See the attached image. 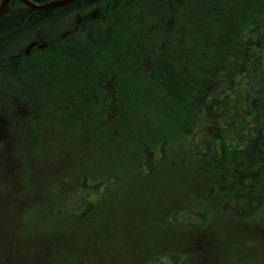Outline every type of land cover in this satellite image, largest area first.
Here are the masks:
<instances>
[{"label":"bare ground","instance_id":"1","mask_svg":"<svg viewBox=\"0 0 264 264\" xmlns=\"http://www.w3.org/2000/svg\"><path fill=\"white\" fill-rule=\"evenodd\" d=\"M34 1L32 5H35ZM47 1L59 3L36 11L58 10L62 12V19L72 20L73 29L66 28L47 41L39 38L32 55L7 65L9 73L16 75V79L37 75L39 86L44 90V94L32 96V89H18L13 94L14 98L26 104L40 101L53 91L55 80L61 78L53 99L72 101L75 110L87 121L92 118L96 107L124 108L125 116L116 113L100 120L103 123L107 121L105 124L110 129L124 128L140 140L138 127L127 125L133 121L129 116L131 111L152 103L153 107L162 109L160 119H165V127L172 129L179 105L183 120L176 126H179L184 153L203 158L204 171L220 160L222 174L213 178V187H219L225 196L241 200L239 205L245 210L264 205V0H223L226 5L218 7H212L211 0L159 3L108 0V4H103L102 0L91 3L80 0L77 4V0L36 2L42 5ZM13 3L16 10L11 8ZM6 12L30 14L22 5L12 1L7 3L2 15ZM164 12L167 14L163 15ZM34 14L39 18L29 22L32 30L36 31L38 24L51 23L40 14ZM28 17L32 19V16ZM86 19L90 21L89 26ZM77 23L97 31L101 39L91 40L76 27ZM160 23L163 26L159 29ZM65 30L67 33L63 34ZM119 30L134 35L131 45L127 46L124 41L105 45L116 39ZM148 35L155 39L152 51L145 50L143 44L138 43L140 37ZM226 40H236L239 51L222 49ZM187 43L200 45V49L184 60L181 56ZM214 45L220 48L216 49ZM71 46L79 50V56L73 62L67 60L73 53ZM56 49L61 56L55 54L53 57L60 59L63 56L66 60L59 65L57 61L46 65L40 61L43 56L56 53ZM231 53L234 59L238 55L236 60L242 59L251 69V74L258 77L246 78L245 72L236 68V61L231 60ZM170 56L173 58L169 61ZM112 61L115 62V70L109 68ZM90 65L96 67L99 78L85 79ZM224 78H232L235 84L226 83L222 80ZM73 87L76 90L71 93ZM250 92L255 97L249 101V107L242 108ZM206 93L212 94V98L205 99ZM255 111L253 117L252 112ZM238 121H247L250 132L246 133L245 129L234 132L233 125ZM212 125L215 129L208 134ZM158 132L159 127L150 130L148 140ZM223 133L227 135L225 140L220 139ZM204 142L210 148L205 152L200 151ZM165 143H161L160 148L165 147ZM157 162L160 160L154 163ZM224 169L228 170L227 174L223 173Z\"/></svg>","mask_w":264,"mask_h":264},{"label":"rangeland","instance_id":"2","mask_svg":"<svg viewBox=\"0 0 264 264\" xmlns=\"http://www.w3.org/2000/svg\"><path fill=\"white\" fill-rule=\"evenodd\" d=\"M210 3L212 7L226 5L223 0H211ZM11 8L16 10L14 3ZM50 21L37 25V35L43 41L57 36L66 28L73 29L71 19L56 18ZM85 22L90 25L89 19ZM76 27H86L85 35L90 37L91 28L83 24H76ZM29 32L24 31L18 39H23ZM66 33L67 30L63 34ZM148 37L149 50L152 51L155 39L153 35ZM116 38L118 40L106 42L105 45H117L121 41L128 45L133 34L119 30ZM20 43L24 44L23 40ZM7 48L9 46H4L0 51H6ZM199 49L200 45L183 47L188 52V58ZM55 54L49 58L50 62L57 61L59 65L62 60H66L63 56L54 58ZM3 57L4 53H0V58ZM172 58L170 56L167 60ZM109 68L116 69L114 61L109 64ZM92 70L95 73L96 68L92 67ZM31 78L32 81L37 80L33 75ZM61 80H55L53 85H59ZM72 90H76V87ZM56 95L57 90L52 94L50 109L65 100L53 99ZM161 110L148 102L129 113L133 121L127 125L138 127L140 140L124 128L110 129L106 125L107 121L103 123L100 120L112 115L109 107L94 108L92 118L88 121L82 114L73 117L70 109H66L61 116L57 112L62 123L49 122L43 125L44 134L36 143L37 147L25 148L30 154L26 158V166L21 153L24 148L17 153L27 170L28 179L24 181L27 182L28 191L32 192L28 206L20 214V230H24L25 234L31 230L32 235L46 234L51 239L62 237L65 250L61 246L51 250L48 260L52 264H147L143 251L154 248L157 244L156 234L162 227L173 231L172 227L183 228L191 221V228L195 230L203 226L212 227L220 240V252L213 259L210 257L199 264H264V249L260 243L257 245L251 237L246 240L237 237L233 230L237 229V223L255 224L264 230V205L247 213L234 211V207L239 210L238 203L230 204L231 209L224 201L222 190L213 187V178L221 173L220 160L212 163L211 169L202 171L196 158L186 155L182 149L179 126H176L183 120L179 105L172 129L165 127V119H160ZM71 120L76 124L72 125ZM245 122L242 121V124ZM85 127L89 128L88 138L83 142L79 133ZM155 127H159L158 135L148 140L150 130ZM161 143H165V147L160 148ZM202 146L209 148L207 145ZM155 160L160 162L154 163ZM149 168L152 169L149 171ZM31 171L32 179L29 176ZM80 178H85L91 184L84 187L82 183L79 186ZM199 180L201 182L197 183ZM1 183L7 185L4 181ZM175 184L197 185L198 190L188 197L192 204L186 199H177L181 192ZM113 191L118 195L115 201H111ZM168 209V213L164 214ZM80 214L84 215L80 217ZM168 215L176 218L174 222L168 219ZM169 236L170 232L161 234L163 240ZM177 251H174L176 256H172L182 260L186 252L182 249Z\"/></svg>","mask_w":264,"mask_h":264},{"label":"trees","instance_id":"3","mask_svg":"<svg viewBox=\"0 0 264 264\" xmlns=\"http://www.w3.org/2000/svg\"><path fill=\"white\" fill-rule=\"evenodd\" d=\"M35 1H38V0H35ZM91 1L94 2L95 0L94 1L93 0H85V3L86 2H90L91 3ZM144 1H151L152 3H159V2H162V1L164 2V1H167V0H144ZM173 1H175V0H173ZM78 2H80V0H77L75 3L77 4ZM85 5H87V4H85ZM82 6H84V5H82ZM74 7L78 8V7H81V6H74ZM27 11L30 14H24V13H18V12H10V13L6 12L0 17V50L4 46H5V48L8 47L10 45V43L14 39L18 38L22 34L23 31H25V30L27 31V27L30 26L29 22H31V21L33 22L34 20H37V18H39L34 13L40 14L41 18H45V19H49V20L56 19V18L59 19L62 16V12H57L58 10H50V9H48V10H45V11H34V12L33 11H29V10H27ZM166 14H167L166 12L163 13V15H166ZM27 15L28 16L30 15V18L32 16V19H29V17ZM174 15L176 16L177 14H174ZM23 25L25 26L24 28H23ZM160 25L162 26L163 23H160L159 26ZM89 36H90L89 38L91 40H93V41H96V39L101 38V35L97 31H94V30L91 31V34ZM148 36H150V35H148ZM148 36L140 37L138 39V43L143 44V47L145 48V50L150 51L149 50V40L150 39H149ZM119 38H120V35H119ZM133 39H134V35H133ZM133 39L129 43H132ZM115 40H118V39L116 38ZM190 45H193V44L187 43L186 44V48H189ZM127 46H129V45H127ZM214 47L216 49L220 48L219 45H214ZM222 49H225L228 52H234L233 49L238 50V43L236 42V40H235V42H233L232 40H226L224 45H222ZM70 51L73 52L72 55H71V59L76 60L78 58V56H79L78 55V51H79L78 48L76 46H71ZM58 52L60 53L59 49H56V54L58 56H61ZM187 54H188L187 50H183L181 57L184 60H187V59H189ZM184 56L186 57V59H185ZM230 58H231L232 61H236V68L239 69V71L245 72L244 75H245L246 78L254 79V78L258 77V76H254V75L251 74L252 73L251 69H249V66L245 65V63H244V61L242 59L236 60L238 58V55H236L235 59H234V55H233V53H231ZM71 59H69V62H71ZM42 62H44V61H42ZM92 67H94V66H92V65L89 66V71L85 75V79L86 80L97 79V78L100 77L99 73L97 71H95V73H93ZM222 80L227 82V83H229V84H235L234 80H232V78L231 79L224 78ZM262 82H263V91H264V79H262ZM252 89H253V87L250 90H252ZM212 96H213L212 94L206 93L205 99H211ZM252 97H255V95L254 94L252 95L251 92H250V97L248 96L247 98L244 99L245 104H243L244 106L242 108L246 109L247 107L250 106L249 101L252 99ZM253 108H254V106L251 109H253ZM109 109H110V113H112V114L119 113L121 116H125L124 108H121V107L120 108L119 107H109ZM254 113H256V111L252 112L253 117H255ZM241 126H242L243 129H245L246 133L250 132V130L248 128L249 125L247 124V121L245 123H243V124H242V121L236 122L233 125L232 129H233L234 132H239V131H241ZM214 129H215V127L213 126L210 130H208V132H209L208 134L213 133ZM208 137H209V135H208ZM220 139L221 140L227 139L226 133L221 134L220 135ZM222 143H224V141H222ZM202 145L206 146L205 142ZM202 145L200 147V151L205 152V151L210 149V148L206 149ZM195 158L198 161L200 169L202 171H204V169H205V160L203 158H198V157H195ZM223 173L227 174L228 170L224 169ZM220 174H222V173H220ZM116 195L117 194L114 193V191H113L112 192V196H111V201L116 197ZM236 199L238 201V198H236ZM172 229L177 230L179 228L178 227H173Z\"/></svg>","mask_w":264,"mask_h":264},{"label":"flooded vegetation","instance_id":"4","mask_svg":"<svg viewBox=\"0 0 264 264\" xmlns=\"http://www.w3.org/2000/svg\"><path fill=\"white\" fill-rule=\"evenodd\" d=\"M17 60V57L14 56L12 58L11 63H18ZM174 186L177 187L181 192V196L177 199H187L188 194L191 193L192 190H196L198 188L196 184H186L184 186H182L181 184H175ZM238 204H242L241 200L239 199ZM254 208L250 210H245L244 207L240 206L239 213H247L253 210ZM177 222H180V220H177ZM240 224L242 226L239 229V235L242 239L245 240V236H250L251 240L255 242L256 238L260 240L261 237L264 236V234L260 230V227H258L257 225H246L244 223ZM160 232L161 234L165 232H170V236L168 239H162L160 244L157 246V249L159 251V256L156 257L158 259V264H162V262L164 263L165 261L172 263L173 261L172 257H170L169 259L164 258L162 253V250L164 249H183L187 253L186 257L182 260H178L176 258L174 264H199L202 260H206L210 258L213 254L216 255L220 252L219 236L212 230L210 226H205L199 230L188 229L187 231H170L166 227H162L160 229ZM143 254L148 255V250L143 251Z\"/></svg>","mask_w":264,"mask_h":264},{"label":"water","instance_id":"5","mask_svg":"<svg viewBox=\"0 0 264 264\" xmlns=\"http://www.w3.org/2000/svg\"><path fill=\"white\" fill-rule=\"evenodd\" d=\"M11 1V0H2V2L0 3V15L2 14L5 6L7 5V3ZM23 3H25L26 5H28L29 7H33V8H36V9H44V8H48V6H52V5H55L57 3H59L58 1H48L42 5H32L31 2H29V0H21Z\"/></svg>","mask_w":264,"mask_h":264}]
</instances>
